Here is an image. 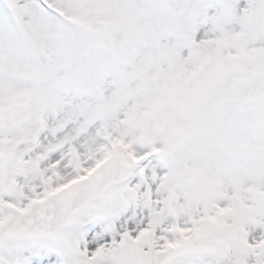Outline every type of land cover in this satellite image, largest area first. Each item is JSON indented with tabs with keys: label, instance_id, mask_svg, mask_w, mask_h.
Wrapping results in <instances>:
<instances>
[{
	"label": "snow or ice",
	"instance_id": "snow-or-ice-1",
	"mask_svg": "<svg viewBox=\"0 0 264 264\" xmlns=\"http://www.w3.org/2000/svg\"><path fill=\"white\" fill-rule=\"evenodd\" d=\"M0 264H264V0H0Z\"/></svg>",
	"mask_w": 264,
	"mask_h": 264
}]
</instances>
